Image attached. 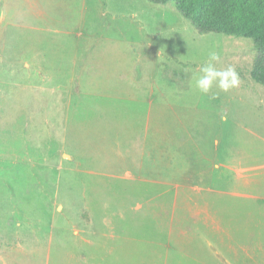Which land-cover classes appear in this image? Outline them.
<instances>
[{
	"label": "rangeland",
	"instance_id": "1",
	"mask_svg": "<svg viewBox=\"0 0 264 264\" xmlns=\"http://www.w3.org/2000/svg\"><path fill=\"white\" fill-rule=\"evenodd\" d=\"M105 1L104 15L98 18L92 15L88 19V29L111 33V37H102L109 41L103 40L99 44L100 48L110 49V57L117 56L119 47V39L114 35L127 29L138 48L151 53L152 63L140 69L137 61L136 70L130 77L141 75L140 79L146 84L152 79L153 86H156V92L153 91L156 99L150 104L152 112L154 115L164 113L162 118H152L153 132L147 134H136L141 123L137 118H131V127L123 137L130 146H140L142 142L156 140L157 127L167 126L166 131L162 129L161 133H156L158 139L169 146L176 142L198 143L201 154L203 152L213 158L221 156L223 144L228 145L226 152L232 163L231 186L226 185L221 193L204 190L205 197L199 199L207 203L211 221H215V226L222 230L203 226L201 216H184V208H178L180 204L177 211L173 210L171 197L175 193L171 191L170 183L175 181V166L168 167V185L139 179L125 180L118 175L113 176L108 167L81 166L76 160L62 156L70 155L67 133L55 130L49 134L46 118L32 119L38 126L36 132L22 134L17 129L20 118L16 117L17 86L13 84L17 70H11L15 63L8 60L0 61V250L5 249L3 246L10 250L16 245L11 244L21 232L22 263L37 264L38 260L34 261L30 253L34 228H44L51 221L56 225L82 222L99 225L106 230L109 225H119L121 235L134 236L135 264H227L228 261L233 264H264V85L252 76V64L258 55L254 42L243 36L220 32L200 33L170 2L111 0L109 4L108 0ZM4 41V57L15 58V53L8 52L15 50L11 41ZM213 52L219 56V60L214 62L217 69L235 68L240 77L237 88L223 92L213 85L207 94L195 88V77ZM160 66L161 71L158 70ZM159 73L169 79L162 95L158 88H163L164 83ZM110 74L111 78L116 77L114 73ZM39 76L48 77V71H40ZM24 89V94L35 93L40 97L47 87L25 86ZM131 106L142 110L146 105L134 103ZM58 124L63 125V119L57 118L54 125ZM161 134H164L162 139ZM216 140L220 141L218 147L215 146ZM193 152L189 151L192 159ZM169 156L177 163L182 162L179 152L169 151ZM141 158V153L135 150V159L140 161ZM240 167L248 168L247 173L253 179L250 183L243 182L236 173ZM86 168L94 170V173L84 171ZM225 172L227 174L228 171ZM209 184L213 185L214 181L205 178L200 183L202 186ZM216 186L223 187V184ZM165 187H169L167 199L155 196ZM124 189L128 190L130 198L117 197L118 191ZM161 200L168 203L166 212L161 211L163 205L161 210L158 208ZM132 204L140 206L133 210L129 207ZM175 212L180 215V222L176 225L173 219L178 214ZM20 221L22 227L19 232L15 224ZM172 222L174 227L182 228L185 235L179 234V229H174L169 235L154 226L158 223L169 226ZM204 236L210 246L203 240ZM167 239L170 248L162 244ZM184 239L186 242L178 245ZM143 255L145 261H142Z\"/></svg>",
	"mask_w": 264,
	"mask_h": 264
},
{
	"label": "crops",
	"instance_id": "2",
	"mask_svg": "<svg viewBox=\"0 0 264 264\" xmlns=\"http://www.w3.org/2000/svg\"><path fill=\"white\" fill-rule=\"evenodd\" d=\"M108 3L111 4V0ZM105 4V0H0V48L5 45L4 39L10 40L15 50L8 52L16 54L15 58H8L4 57V48L0 52V61H14L15 67L10 68L17 70V79L13 83L17 86L16 117L20 118L17 129L22 134L35 133L38 126L33 124L32 119L46 118L49 134L55 133V130L65 135L67 133V150L70 152L68 160L74 159L86 167H108L113 176L118 175L125 180L139 179L168 185V167L175 166V181L170 183L171 191L175 193L171 197L173 210L177 211V205L180 204L178 208H184V216H201L203 220L200 223L203 226L221 231L222 228L211 221L207 203L199 199L205 197L204 190L221 193L226 185L231 186L232 163L226 152L229 146L223 144L221 156L213 158L203 152L201 154L198 143L191 145L176 142L169 146L167 142L159 140L156 133H161L162 129L166 131L167 126L157 127L154 142L151 140L142 142L140 146H130L123 135L131 127V118H137L141 123L136 134H147L153 132L152 118H162L164 113L154 115L152 112L150 104L156 99L153 94L156 86H153L152 79L146 84L145 80L140 79L141 75L130 77L131 72L136 70L137 61L140 69L152 63L151 53L138 48L127 29V32L121 31L114 35L119 39V47L117 56L110 57V49L100 48L99 44L103 40L109 41L102 37H111V33L88 29V19L92 15L97 18L104 15ZM158 70L161 71V66ZM40 71H48L49 76L40 77ZM110 72L116 77L111 78ZM159 75L162 76L161 73ZM161 79L164 87L158 88L160 95L166 92L169 83L167 75L163 74ZM40 85L47 87L42 96L24 94L25 86ZM174 90H178L177 86ZM138 102L145 104V108L139 110L131 106L134 103L140 104ZM28 118L31 121H25ZM57 118L63 119V125H54ZM218 145L220 141L216 140L215 146ZM135 150L141 153L142 160L135 159ZM169 151L179 152L182 162L173 160ZM189 151H195L194 159L190 157ZM84 171L94 173L92 169L86 168ZM247 172L246 167L236 169L246 184L253 180ZM205 178L214 181V184L200 185ZM218 184H223V187L216 186ZM168 192L169 187H165L164 191L155 196L167 199ZM117 197L130 198L131 195L124 189L118 191ZM160 203L158 208L161 210L163 205L161 211L166 212L168 203L166 200ZM139 206L132 204L129 207L135 210ZM118 213L122 216L121 212ZM175 214L179 215L178 212ZM178 215L173 219L175 225L180 222ZM173 222L169 226L165 223L154 226L156 230L163 229L169 235L174 229H179L178 233L185 235L182 228L173 226ZM15 226L19 227L20 232L21 221L16 222ZM21 239L20 232L11 244L16 245L10 250L6 246L2 247L5 249L0 250V264H23ZM135 239L128 234L121 235L119 225H109L106 230L95 224L67 222L56 225L51 221L44 228L32 230L30 253L34 261L38 260L37 264H135ZM203 240L210 246L205 236ZM184 242L185 239L180 240L178 245ZM162 244L166 248L170 246L168 239ZM142 261H145L144 255ZM227 264L233 263L228 261Z\"/></svg>",
	"mask_w": 264,
	"mask_h": 264
},
{
	"label": "trees",
	"instance_id": "3",
	"mask_svg": "<svg viewBox=\"0 0 264 264\" xmlns=\"http://www.w3.org/2000/svg\"><path fill=\"white\" fill-rule=\"evenodd\" d=\"M172 3L200 33L220 32L251 39L258 55L253 78L264 85V0H151Z\"/></svg>",
	"mask_w": 264,
	"mask_h": 264
},
{
	"label": "clouds",
	"instance_id": "4",
	"mask_svg": "<svg viewBox=\"0 0 264 264\" xmlns=\"http://www.w3.org/2000/svg\"><path fill=\"white\" fill-rule=\"evenodd\" d=\"M219 60L216 53H212L208 62L200 68V74L195 77V88L207 94L216 85L221 91L229 92L240 84V77L234 67L229 66L223 70L215 67L214 62Z\"/></svg>",
	"mask_w": 264,
	"mask_h": 264
},
{
	"label": "water",
	"instance_id": "5",
	"mask_svg": "<svg viewBox=\"0 0 264 264\" xmlns=\"http://www.w3.org/2000/svg\"><path fill=\"white\" fill-rule=\"evenodd\" d=\"M64 156H66V157H67V155H65V154H64Z\"/></svg>",
	"mask_w": 264,
	"mask_h": 264
}]
</instances>
